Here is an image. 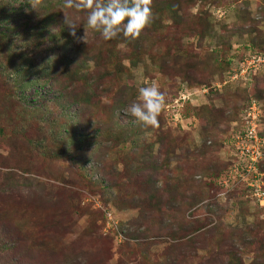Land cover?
<instances>
[{"label":"rangeland","instance_id":"rangeland-1","mask_svg":"<svg viewBox=\"0 0 264 264\" xmlns=\"http://www.w3.org/2000/svg\"><path fill=\"white\" fill-rule=\"evenodd\" d=\"M62 4L0 0V264H264V200L229 145L250 99L264 137V68L239 76L264 0H151L108 41ZM148 83L155 127L126 111Z\"/></svg>","mask_w":264,"mask_h":264},{"label":"clouds","instance_id":"clouds-1","mask_svg":"<svg viewBox=\"0 0 264 264\" xmlns=\"http://www.w3.org/2000/svg\"><path fill=\"white\" fill-rule=\"evenodd\" d=\"M151 0H63L62 7L84 13V23L102 40L108 41L122 35L136 38L151 20ZM63 23L69 34L75 36L78 24L64 15ZM138 72L142 67L138 66ZM164 104V94L156 83L137 88L135 99L127 105V114L144 126L155 127L157 116Z\"/></svg>","mask_w":264,"mask_h":264},{"label":"built area","instance_id":"built-area-1","mask_svg":"<svg viewBox=\"0 0 264 264\" xmlns=\"http://www.w3.org/2000/svg\"><path fill=\"white\" fill-rule=\"evenodd\" d=\"M243 64H245V69L242 67L240 71L243 70L244 73L238 74L245 81L251 80L255 71L259 67H264V49L248 53ZM238 69L239 67L233 71L237 73ZM175 115L178 117L177 113ZM260 116L258 101L250 99L249 104L241 113V127L232 136L231 144H229L234 155V164L230 165V173L243 180L257 200H264L263 172L258 168V163L264 159V137L258 129ZM176 119L175 117L174 120Z\"/></svg>","mask_w":264,"mask_h":264},{"label":"trees","instance_id":"trees-1","mask_svg":"<svg viewBox=\"0 0 264 264\" xmlns=\"http://www.w3.org/2000/svg\"><path fill=\"white\" fill-rule=\"evenodd\" d=\"M263 68H264V67H263ZM254 74H256V73H254ZM254 74H253V75H254ZM253 75H252V76H253ZM260 134H261V133H260ZM261 135H262V134H261ZM5 244H6V242H4V239H1V240H0V251L3 250V249L5 248V247H4Z\"/></svg>","mask_w":264,"mask_h":264}]
</instances>
